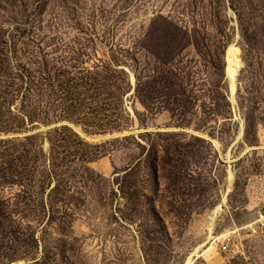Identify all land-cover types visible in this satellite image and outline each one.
I'll return each instance as SVG.
<instances>
[{
  "label": "rangeland",
  "instance_id": "rangeland-1",
  "mask_svg": "<svg viewBox=\"0 0 264 264\" xmlns=\"http://www.w3.org/2000/svg\"><path fill=\"white\" fill-rule=\"evenodd\" d=\"M263 213L264 0H0V264H264Z\"/></svg>",
  "mask_w": 264,
  "mask_h": 264
},
{
  "label": "bare ground",
  "instance_id": "bare-ground-1",
  "mask_svg": "<svg viewBox=\"0 0 264 264\" xmlns=\"http://www.w3.org/2000/svg\"><path fill=\"white\" fill-rule=\"evenodd\" d=\"M230 48L227 50V68H226V74L232 79V76H231V67H230ZM229 99H230V97H229ZM241 135H242V127L240 129V135L238 136L237 139H239L241 137ZM212 142L214 143V145L217 146V143L215 141H212ZM229 177H231V174L229 175ZM209 238H211V233L209 235ZM201 246L202 245H198L197 247H195V249L186 257L184 264H191V262L193 261L194 256L197 254V252H198V250L200 249Z\"/></svg>",
  "mask_w": 264,
  "mask_h": 264
},
{
  "label": "trees",
  "instance_id": "trees-1",
  "mask_svg": "<svg viewBox=\"0 0 264 264\" xmlns=\"http://www.w3.org/2000/svg\"><path fill=\"white\" fill-rule=\"evenodd\" d=\"M227 50H226V54H225V62H226V65H227ZM230 66H231V75L233 76L232 78H234L233 80L235 81V75H236L237 69H236V64H235L234 57H233V54H232V47L230 49ZM225 68H226V66H225ZM225 73H226V69H225ZM226 76H227V78L229 77L227 74H226ZM231 88L232 87L230 85L229 97L231 96V93L234 92V89L232 91ZM234 88H235V86H234Z\"/></svg>",
  "mask_w": 264,
  "mask_h": 264
},
{
  "label": "built area",
  "instance_id": "built-area-1",
  "mask_svg": "<svg viewBox=\"0 0 264 264\" xmlns=\"http://www.w3.org/2000/svg\"><path fill=\"white\" fill-rule=\"evenodd\" d=\"M263 220H264V213H263V215H259L258 219L253 223V224H256V225L254 226V228H250L251 232H255L258 228L263 227L264 226V222H262ZM258 224L260 226H258Z\"/></svg>",
  "mask_w": 264,
  "mask_h": 264
}]
</instances>
